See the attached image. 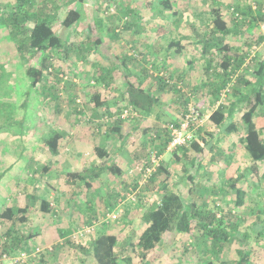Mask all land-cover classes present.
<instances>
[{
	"label": "rangeland",
	"instance_id": "rangeland-1",
	"mask_svg": "<svg viewBox=\"0 0 264 264\" xmlns=\"http://www.w3.org/2000/svg\"><path fill=\"white\" fill-rule=\"evenodd\" d=\"M13 1L0 0V65L2 69L4 68L0 73V93L7 99L6 102H13L6 108L14 110L15 114L18 112V102L23 100L22 95L16 91L21 85L19 78L23 75L22 72L26 66H24L25 61L14 48L13 42L7 36L6 29L1 25L4 22V16H6L3 12L10 10ZM29 1L31 9L39 16L56 15L53 23H55L58 33L68 43L73 45L76 42L77 47L74 50L80 48L81 41L85 38L86 44L83 43V46L91 47L86 50V53L91 54L85 56L72 51L66 57L65 53L59 51H42L27 61L28 65L43 67L47 74V82L43 83V86L29 89L30 80H27L23 88L20 89L24 93L29 89L33 116L39 117L43 122L38 129L33 131L31 128L26 129L23 136L21 135V140L18 136L13 135L4 140L1 133L2 142L8 140V143L5 154L3 155V151H0L2 163H6H0V215L6 207H24L33 203V209L28 213V221L17 222L16 225L19 235L31 238L27 241L29 243L26 248H19L14 253L5 251L6 243H8L6 232L10 224L0 218V264H11L15 260H17L15 264H24L25 261L30 260L39 262L41 258L53 264L70 263L71 261L74 264H81L82 260L90 258L86 254L87 252L81 250L82 248L78 245L83 244L89 247V243L97 235L115 231L117 227L121 226L126 230V237L116 247L120 264H145L146 262H150V264H204L208 257L213 259L215 264H234L238 258L237 250L246 246H241L238 238L231 239L225 245L220 256L221 260H215L211 253L210 242L203 239L202 236L168 231L163 235V243L158 251L146 254V251L138 244L140 234L146 226L142 217L143 208L145 207L147 211L153 203L159 202L162 194L168 189L182 194L188 201L196 198L200 209L215 211L219 217L224 218L227 224L236 225L240 237L247 232L250 235L247 247L252 249L250 260L254 264H264V240L257 237L255 232L256 223L260 222V225L264 227V176L254 177L250 170H246L251 157L242 141L246 124L241 122V118L239 119L241 114L236 117L239 123V132L224 136L219 147L206 150V153L201 156L202 159L198 158L203 163L201 172L198 171V160L193 165L190 162V158L197 155L191 145L187 146L185 152L183 149H177L172 152L165 150L162 154L158 153L162 143V138H159L158 134L166 132L170 124L177 122L180 125L186 118L184 114L185 109H189L188 104L189 106L194 105L200 110V128L202 133L206 134L209 142L210 139H213L209 133L216 132L215 125L209 119L208 105L205 103L199 105L201 99L208 98V94L205 92V88L208 86L194 88V86L198 87L196 82L200 77L199 81L209 79V75L204 72L202 65H199L201 60L197 58L194 51L203 52L201 38L204 37L203 35L209 37V33L213 29L211 24L213 0H171L172 9L165 8L162 0ZM221 1L229 7V12L232 15L230 7L241 2V0ZM241 3L245 6L248 5L245 0H242ZM127 7L132 12H124ZM70 8L79 9L82 12V18L72 27L66 28L62 24V20ZM253 11H255V15L253 14L247 20L251 22L246 21L245 24L240 25L235 21L242 27V33L240 26L233 25L236 28L233 31L234 34L232 36L229 34L226 37L229 42L242 50L259 54L258 59H260V57L264 58V0L259 2L258 8ZM259 12L260 14H258ZM97 14L106 20L99 19L96 17ZM108 15H113V17ZM125 15L130 17L129 25L133 24L134 27L139 28V31L134 32L131 27L120 28L118 29L120 37L115 38L114 42L110 37L115 34L112 32L117 24L115 21L124 20ZM108 17L114 20L109 21ZM198 29L200 36L197 35L194 38V31ZM255 29H258L257 37L252 36ZM183 35L188 38H182ZM198 37L200 40L196 39ZM99 38L107 47L111 46L120 52L138 56L137 59L132 60L134 62L130 66L132 71L129 76H126L129 73L124 65L122 71L117 72L115 68L119 66L111 64L104 58V55L101 54L100 57L98 55L100 60L96 57L98 45L94 40ZM173 40L190 43V46L182 52H178L176 47H170ZM147 44H152V46L146 47ZM153 46L155 47L153 48ZM215 51L217 50L214 49V53ZM203 55L207 56L204 53ZM217 57L219 58V55ZM216 58H213V61ZM136 60L140 63L138 66H135ZM96 61L97 63L100 61V67H103L106 73L110 72L111 68L114 79L113 87L110 90L118 93L124 92L125 85H128L129 82L136 83L147 79L145 87L154 99L151 108L153 113L148 116L139 112L134 118L125 121L127 126L134 127L135 125L136 128L126 142L117 134L106 135L105 132L93 138L94 125L90 126L89 124L92 125V123L89 121L93 120L97 123L96 125L100 127L101 131H107L112 122H106V116L119 115L122 106L124 107L128 103L127 99H120V94H117V99L120 100L118 104L114 105L112 112L100 115L98 113L100 110L97 111L93 107V94L98 88H103L105 85V81L99 80L100 71L97 69L100 67ZM18 63L22 65L17 67ZM147 67L149 74L144 76L142 69ZM250 68L251 66L248 65L244 74L240 73V69L235 72V79L233 78L238 80L240 77H246L251 80L250 87L243 91L245 94L261 87L259 78ZM215 69L217 67L213 66L210 70L211 74ZM64 74L69 77L74 76L77 84L71 81L66 82L65 89L62 87L57 92L58 87L63 85L61 77ZM212 76L218 79L216 75H211L210 78H213ZM95 77L98 79L95 80ZM160 77L174 88H158L157 81ZM92 81L95 83L93 84ZM111 83L110 81V85ZM77 86L79 88L78 95L75 91ZM223 90H221L222 94L229 93L226 91L227 88ZM112 92L110 91V95ZM56 93L58 98L55 97ZM72 98L81 101L83 114L79 117L73 109L76 104L71 101ZM185 99L188 101L186 108L184 106ZM55 104H61V110H57ZM261 112H264V108ZM18 114L17 117H21L23 113ZM144 116L150 118L146 119ZM16 124L19 123L16 122ZM24 124L26 128L36 125L32 122ZM137 124L139 125L136 126ZM55 130L64 134L60 151L57 154L46 146L44 140L52 136ZM18 132L20 133V131ZM196 139L200 140L198 133H196ZM232 140H235L234 144H231ZM16 141L27 147L23 154L25 160L22 157L17 159L13 153L20 150L14 148L13 144ZM74 145L83 148L84 154L80 157V166L93 167L94 169L102 167L104 161L113 163L116 160L114 157L117 151L125 150L124 147H126L128 150L126 158L117 161V163L121 165L129 163L132 165L131 171L125 172L127 178H120L121 175L116 176L114 173L103 171L99 177L91 178V188L85 186V182H81L79 186L68 185L65 178V171L68 169L66 162L74 163L72 155L75 153H71V148ZM94 146L102 149L105 147L111 155L108 158L100 156L99 150H96ZM154 153L158 154L159 163H163L167 172L163 171L161 176L155 179L149 178L141 186L135 199L130 198L128 196L130 188H136L143 180L141 167L150 163ZM212 157L215 160H212ZM10 159L17 162L15 166L8 165ZM89 160L90 162H88ZM88 164L89 166H87ZM260 166L261 172L264 173V160L261 161ZM45 167H49L48 170H45ZM188 174H191L195 181L188 178ZM242 175H244L243 178H237ZM215 188L218 189V192L222 191V195H218L216 198L211 194L212 191L216 194ZM192 190H196L197 194H194L195 191L192 194ZM238 196L242 199V203L237 202ZM214 198L215 200H212ZM44 199L49 201L48 211L42 208ZM90 208L99 213L96 221L101 220L109 211L113 210L119 213V217L111 223H99L95 227V232L87 238H73V232L78 227L87 224L86 221L89 219L86 217H88ZM66 224L70 225L72 233L62 236L59 229H66ZM38 247L41 248L40 252H36ZM24 252H27V257L23 256Z\"/></svg>",
	"mask_w": 264,
	"mask_h": 264
},
{
	"label": "trees",
	"instance_id": "trees-1",
	"mask_svg": "<svg viewBox=\"0 0 264 264\" xmlns=\"http://www.w3.org/2000/svg\"><path fill=\"white\" fill-rule=\"evenodd\" d=\"M257 3L263 1V0H256ZM162 4L167 9H172L173 4L171 3V0H162ZM237 2V1H236ZM242 2V0H241ZM237 2L235 5H232L230 8L235 7L236 11L239 12V16H236L233 13L234 18L239 22L240 25H243L246 23V21L249 19V17H252L253 14L255 15V11L251 8V6L247 5L245 6L243 3ZM29 0H14L12 6H10V10H4L3 13H5L6 16H4V22L3 27L6 29L7 36L10 38V40L13 42L14 48L19 52L20 57L25 61L24 66H26L22 72V76L19 78V82H21V85L18 86L17 91L19 94L22 95V101L18 102L17 110L18 112L14 114V110H9L7 105H10L13 102H6L7 99L3 96H1L0 93V151H3L2 154H5L6 147L8 140L5 142H2L1 140V133L3 134L4 140H6V137L9 138V136H18L19 140L22 139L21 135L23 136L26 129H30L33 131L34 129H38V127H41L43 122L39 117L33 116V110L31 109V101L29 99V89L36 88L42 85L43 83L47 82V74L46 71L42 68H38L34 65H28L27 63L28 59H31L32 57H36L40 52L42 51H59L61 53H65L66 57L70 55V53L77 52L76 47L72 45L71 43H68L67 40L58 33L57 27L55 23L56 15L50 14L46 15L45 17L39 16L37 12H35L33 9H31V4H29ZM215 4V3H214ZM5 8V7H4ZM132 12V10L127 7L124 12ZM211 13L213 15V19L211 20L212 24V30L211 33H209V37L203 35L204 37L201 38L203 42V53L206 55H212L214 52V49L218 51V53L221 52V55L219 56V63L220 68L222 69V73L218 72L217 69L213 72L211 75L220 76L221 79H219V84H217L216 91H212L213 94H219L221 93V90H223L226 86L229 85V94L230 96L228 99V104L223 105L221 104L211 115L210 120L213 122V124L216 127L215 133H209L213 137V139L207 138L206 134L202 133L201 128L199 127L197 129V132L195 131V137L193 141L189 145H183L177 149H183L184 152L187 150V146L191 145V148H193L197 155L190 158L191 164H196V160L198 158L202 159V154L206 153V150H210L215 147H219L220 141L224 136L227 134H233L235 132H239L238 129V122L233 120V116L236 110L238 108H242V115H241V122L245 123V129H244V135L242 137V141L244 144V147L246 151L249 153L251 159L250 164L245 169L248 171H251V175L254 177H263L264 173L261 172V161L264 160V112H261V110L264 108V61L261 62V66L256 72L257 78H259V81L261 83V87L258 89H255L251 93H242L243 97L239 99V94L241 93L240 86L241 81L244 79V77L241 79L238 78L235 82H233L232 78L235 75V72L240 70V67L242 66L248 52L245 50H242L238 46L234 45L233 43L229 42L228 39H226L227 35L230 34V28L229 24L224 18L222 5L220 6V3L216 6H214L211 10ZM113 17V15H108ZM99 19L104 18L101 17L99 14L97 16ZM125 19H120L118 21H115L117 24L113 28V31L116 36H111V40L115 42V38L120 37V32H118V29L120 28H129L131 27L133 31L137 32L139 31V28L134 27L133 24L129 25L131 20L130 17L125 15ZM82 18V12L79 9L70 8L67 10V14L62 20L63 26L66 28L72 27L76 22H78ZM106 20V18H104ZM109 21H113L112 18L108 17ZM132 19V18H131ZM255 19V18H254ZM252 20V19H250ZM251 22V21H247ZM2 27V26H1ZM98 46V53L101 55H104V58L109 60L111 64H114V66H119L118 68H115V71H122L123 65L128 70L129 74H126V76L130 75V69L131 64L134 62L132 60L137 59V55H132L128 52H117L116 50H113L111 47H107L103 45V40L99 38L96 43ZM190 46V43H182L179 41H171L170 47H176L178 49V52H182L184 49L188 48ZM72 47V48H71ZM82 45L80 46V48ZM78 53L81 54V50L78 49ZM219 55V54H217ZM48 60V59H47ZM211 64L207 68V72L209 69L211 70V65L213 58L210 59ZM19 64V63H18ZM23 64V62H22ZM16 65L19 67L20 65ZM96 64L100 67V61ZM119 64V65H118ZM140 63H138V60L135 61V66H138ZM133 65V64H132ZM44 67L46 65L44 64ZM211 67V68H210ZM2 69V66L0 65V73ZM100 74H98L99 80H103L108 84L109 89H112V86L110 85V81L112 82L113 72L106 73L103 70V67H100L99 69ZM143 75L147 76L149 73V69L143 68ZM89 74V72H87ZM208 75V74H207ZM98 77H95V80L98 79ZM74 76H71L68 80H63V77H61V82L63 85L58 87V91L62 89V87L66 86V82H72L74 84H77L74 80ZM18 80V79H17ZM27 80L29 81V89L26 93L22 92L20 89L23 88V86L26 84ZM60 80V78H59ZM246 81L248 82L246 84ZM142 82V81H141ZM94 84L95 81H92ZM157 83L158 88L163 87H169L174 88V86H171L169 82H165L163 78H158ZM208 86V84L206 83ZM245 85L250 87L251 80L245 79ZM43 86V85H42ZM45 87V86H44ZM126 91L121 92V98L120 99H127L128 103L122 108V112L127 107H132L137 113L142 112V114L151 115L153 113V110L151 108L154 104V99L151 97L148 89L143 87V85L140 82H129L128 85H125ZM196 89V86H194ZM193 88V89H194ZM65 89V87H64ZM176 89V88H175ZM194 89V90H195ZM78 86L75 87L76 94L78 95ZM44 92V91H43ZM16 94V93H15ZM25 94V95H24ZM231 94H235V96H238V99L236 98L233 100L231 98ZM24 95V96H23ZM76 95V97H77ZM56 98H58V95L56 93ZM78 98V97H77ZM77 98H72L71 101L75 103L76 105L73 107L74 111L79 115L83 114V111L81 110V103L77 101ZM79 100V99H78ZM93 100V107L95 109L100 110L101 113L106 112H112V109H110V106L107 105V99L104 98L102 100V96L100 93H96L92 97ZM247 102L245 105H242L241 103ZM80 103V105H79ZM106 104V105H105ZM188 101L185 99V108L187 107ZM198 104V103H197ZM203 105L202 101H199V105ZM12 105V104H11ZM27 106V107H26ZM77 106V107H76ZM241 106V107H240ZM30 107V108H29ZM55 107L57 110H61V104H55ZM25 108H27V111H25ZM189 108V104H188ZM228 110V112H227ZM188 109H185V114H188ZM22 112L21 117H17V114ZM97 113V114H98ZM19 115V114H18ZM117 115V114H115ZM113 116V115H112ZM127 121V120H126ZM18 122L19 124H16ZM25 122L29 123H36V125H32L29 128L25 127ZM90 126L94 129L92 130L93 138H95L96 135H102L105 134L108 135L111 134H117L119 137L124 139V142H126L127 138L131 137V135L134 133V130L136 129L134 127H129L125 123V120H121L118 118L116 121L112 122L108 126L107 131H101L100 127H98L93 120L89 121ZM175 125H179V123L175 122ZM174 124V123H173ZM19 125V126H17ZM166 130V129H165ZM4 133H3V132ZM20 131V133L18 132ZM164 132V131H163ZM12 133V134H10ZM196 133H198L200 140L196 139ZM10 134V135H9ZM44 134V133H42ZM164 136V137H163ZM64 137V134L61 131L55 130L52 136H49L47 139L45 138V144L46 146L53 152V153H59L61 148V142ZM159 138H162L161 146H159V154H162L167 149L168 144L171 140V135L169 130H166V132L159 133ZM42 138V137H41ZM43 139V138H42ZM215 139V140H214ZM14 148L20 149L19 151H14L13 153L17 156V159H20L21 157L25 160L26 158L23 157V154L25 152V149H27L26 145H23V143L15 142ZM18 145V146H17ZM96 150H99V155L108 158L110 156L109 151L104 147V149L99 148L97 146H94ZM2 149V150H1ZM177 154V153H176ZM2 156H0V163H2ZM212 160H215L214 157H212ZM9 166H15L16 161L14 162L12 159L9 161ZM109 161H104V165L102 167H97V169H94L93 167H84L82 170H74V171H66L65 172V178L66 183L71 186H79L81 182H85V186L88 188L92 187V182L90 181L91 178H96L100 176V173L103 171H108L111 173H114L116 176H120L123 174L122 168H120L117 164L109 163ZM6 164V163H2ZM202 161L198 160V171L201 172V166ZM200 167V168H199ZM49 167H45V170H48ZM94 169V170H93ZM163 171L167 172L166 168L164 167L163 163L160 164V166L157 168V170L152 174L151 178L155 179L163 173ZM187 173V171H186ZM93 174V175H91ZM245 175V174H244ZM244 175L241 177H237L238 179L243 178ZM196 176V175H195ZM246 177V176H245ZM150 178V179H151ZM188 178L195 181L194 177L191 174H188ZM197 178V177H196ZM198 185V184H197ZM233 185V184H232ZM231 185V186H232ZM197 188V187H196ZM193 191V190H192ZM195 191V193H194ZM192 194H197L196 190H194ZM216 191H212L211 194L216 196L222 195V191L218 192V189L215 188ZM239 192V191H238ZM35 198L34 196H32ZM212 199V200H215ZM238 203H242V199L238 196L237 197ZM240 198V199H239ZM36 199V198H35ZM89 207V206H88ZM42 208L43 210L48 211L49 209V201L43 200L42 201ZM33 209V203L32 205L27 204L24 207H6L1 215L0 218L4 221H7L10 226L7 229L6 236L8 238L7 250L8 252H15L19 248H26L28 246L27 241L31 237H25L23 235H19L18 229L16 227L17 222H27L28 221V213ZM143 214L142 217L145 220L146 226L143 229V231L140 234L139 242L138 244L146 251V254H149L152 251H158V248L163 243V235L168 232H177L179 234H191L195 236H202L203 239H206L211 244V253L214 259L219 260L221 253L224 250V247L226 244L229 243V241L233 238H238V241L241 246H245V248H239L237 250L238 252V258L235 260L234 264H254L250 260V256L252 254V249L250 247H247L248 245V239L250 238V235L246 232L242 237H240L239 232L236 229V225L233 224H227L223 217H219L218 213L215 211H212L210 209H200L198 206V203L196 201V198L192 199L191 201L186 200L182 194H179L178 192L174 191L173 189H168L166 192L162 194L161 200L159 202L153 203L150 207H148L147 211L145 207L143 208ZM98 211L93 210L90 208L88 210V221H86L87 224L92 223L95 219L98 218ZM197 231V232H196ZM61 235H69L71 234V229L67 230L66 232H62L60 230ZM255 232L257 237L264 240V227L260 225V222L256 223ZM198 233V234H197ZM126 237V230L123 229V226L120 228L117 227L115 231H111L109 233H101L93 238L92 242L89 244V247L85 245H80L79 247L82 248L83 251H90L92 257L96 261L97 264H120L119 257L116 252V247L120 242H123ZM90 250H89V249ZM221 260V259H220ZM145 264H150V262H146ZM204 264H215L213 259L209 258L205 261ZM226 264V263H223Z\"/></svg>",
	"mask_w": 264,
	"mask_h": 264
},
{
	"label": "crops",
	"instance_id": "crops-1",
	"mask_svg": "<svg viewBox=\"0 0 264 264\" xmlns=\"http://www.w3.org/2000/svg\"><path fill=\"white\" fill-rule=\"evenodd\" d=\"M215 3V4H214ZM220 3V6L222 5V9H223V14H224V18L226 19V21L228 22V24H229V28H230V34H231V36H232V34H234V30H236V28H234V26H240L237 22V20L234 18V16L229 12V7L226 5H224L223 4V2L221 1V0H213V2H212V7H211V10H212V8L214 7V6H216V5H218ZM258 14H260V12L258 13ZM230 15V16H229ZM231 16H233V18H231ZM235 21H237V22H235ZM184 22H186V21H184ZM234 25V26H233ZM163 28V26L161 27V29ZM256 28V27H255ZM240 29H241V33L243 32L242 31V27L240 26ZM256 31H255V33L252 35V36H258V35H256V33L258 32V29H255ZM245 31L247 32V30L245 29ZM194 33H195V35H193V37L195 38V36H200V34H199V29L198 30H196V31H194ZM251 35V34H250ZM185 35H183L182 36V38H188V37H184ZM260 36H262V35H260ZM111 38V37H110ZM231 38H233V37H231ZM86 39H87V37H86ZM196 39H199V37L198 38H196ZM228 39V38H227ZM263 39V38H262ZM200 40V39H199ZM95 41V43H97V40H94ZM111 41V40H110ZM198 41V40H197ZM229 41V40H228ZM86 44V41H85V38H83L82 39V41H81V45H82V47L81 48H78V49H80L81 50V55H85V56H88V55H90L91 53H86V50H89V49H91V47H89V46H87L86 45V47H84L83 45L84 44ZM76 44V42L75 43H73V45L76 47L77 45H75ZM152 46V44H147L146 45V47L147 46ZM111 47V46H110ZM155 46H153V48H154ZM113 50H116L117 52H120V51H118L117 49H115L114 47H111ZM78 49L76 50L77 52H78ZM148 49V48H147ZM90 52H92L91 50H90ZM99 52V51H98ZM121 53V52H120ZM194 54H196L197 55V58H199L201 61L199 62V65H202V67H203V70H204V72L206 73V74H208L209 75V79H207V80H204V81H199L200 79H201V77L197 80V82H196V85L198 84V87H196V88H201L203 85H206V83L208 84V87L207 88H205V92L208 94V98H205V99H201V101H202V103L204 104H207L208 106V108L210 109V112H209V116L221 105V104H225V105H227L228 104V97L230 96V94L228 93H225V94H222V93H219V94H213V93H211L212 91H216V87H217V84H219V79H221L220 78V76H217V78L218 79H215V77L214 76H212L213 78H210V74H211V72H210V69H209V71L207 72V68L209 67V65L211 64V61H210V59L211 58H216V56H217V54H219V56L221 55V52L220 53H218V51H215V53L213 52V54L212 55H207V56H205V55H203V52L201 53V52H198V51H194ZM98 55H99V57H100V54L99 53H97V58H98ZM259 54H252V53H248L247 54V56H246V58H245V60H244V62H243V64H242V66L240 67V73H242V74H244V72L247 70V66L248 65H250L251 66V70L254 72V73H256L257 72V70L259 69V67L261 66V62H263L264 61V58H262V57H260V59H258V56ZM99 59V58H98ZM100 60V59H99ZM192 60V59H191ZM187 63H188V61H187ZM218 64H220L219 63V59L218 58H216V60H214V61H212V65H211V67H213V66H216L217 67V71L218 72H220V73H222V69L220 68V66L218 65ZM119 65V64H118ZM210 67V68H211ZM212 69V68H211ZM133 70L136 72V70L133 68ZM97 71V70H96ZM130 71H132V68L130 69ZM239 71V70H238ZM237 71V72H238ZM138 72H140V71H138ZM100 74V73H99ZM233 78H234V76H233ZM232 78V79H233ZM243 77H241V79H242ZM113 77H112V83H111V86L113 87ZM235 79V78H234ZM232 80L233 82H235L236 80ZM245 79H247L246 77H244V79H242V81H241V88H240V90H241V93L239 94V99H241L243 96V94L242 93H244L243 91H244V89H247V86L245 85ZM147 80V79H146ZM146 80L145 81H140V83L143 85V87H145V84H146ZM248 80H250L249 78H248ZM248 82L246 81V84H247ZM146 88V87H145ZM225 88H227V90L228 89H230V87H229V85L228 86H226ZM225 88H224V90H225ZM248 88H249V86H248ZM103 89V90H102ZM147 89V88H146ZM223 90V91H224ZM226 90V91H227ZM103 91V92H102ZM107 91V92H106ZM110 91H113L112 92V94L110 95ZM126 91V88H125V90H124V92ZM229 92V91H228ZM96 93H100L101 94V96H102V100L104 99V98H106L107 99V105L108 106H110V109H113V107H114V105H116V104H118L119 102V100L117 99V94H120L119 96H121V93H118L117 91H114V90H110L109 88H108V84H106V82H105V85H103V88H98L96 91H95V93L93 94V95H95ZM231 98L233 99V100H235L236 98L238 99V96H235V94H231ZM200 101V102H201ZM247 102H244V103H241L242 105H245ZM106 105V104H105ZM241 107V106H240ZM242 108H238V110H236L235 111V113H234V116L232 117L233 118V120L234 121H238V119H236V117L239 115V114H241L242 115V110H241ZM227 112H228V110H227ZM149 116V115H148ZM146 116H144V118H145ZM147 118H150V117H146V119ZM241 117H239V119H240ZM139 124H137L136 126H138ZM135 126V125H134ZM144 131V130H143ZM237 132H235V133H233V134H236ZM233 134H227V135H233ZM132 136V135H131ZM214 138V137H213ZM235 143V140H232L231 141V144H234ZM123 146V145H122ZM125 148V150H120V152H119V150L117 151V153H116V155H115V163L113 162L112 164H117L120 168H122V170H123V174L121 175V177L120 178H122V177H125V178H127V174L125 175V172L127 171V170H130L131 171V167H132V165H130L129 163L128 164H125V165H121V164H119V163H117V161H120L121 159H123V158H126V154H127V152H128V150H126V147H124ZM75 154H74V153ZM71 153L72 154H74V155H72L73 157H72V159L74 160V163H72L71 161H68V163L66 162V164H67V166H66V168L68 167V169L66 170V171H74V170H82L84 167L83 166H80V163H79V161H80V157H82L83 156V154H84V152H83V148H81L79 145H74L73 146V148H71ZM111 155V154H110ZM119 159V160H118ZM71 160V159H70ZM114 160V159H113ZM88 162H90V160L88 161ZM109 162H111V161H109ZM87 166H89V164L87 165ZM65 171V172H66ZM129 178V177H128ZM87 218V217H86ZM70 225H68V224H66V229H59V233L61 234V232H60V230H62V232H66L68 229L70 230L71 228L69 227ZM69 227V228H68ZM71 232H72V230H71ZM91 243V242H90ZM89 243V244H90ZM78 246H80V245H78ZM80 249V248H79ZM89 249V248H88ZM82 250V249H81ZM90 250V249H89ZM84 252H87L86 254L88 255V257L90 258V259H84V260H82V262H81V264H97L96 263V261L94 260V258L92 257V255H91V252L89 251L88 252V250L87 251H84ZM90 260H92L93 262H88V261H90ZM26 262V261H25ZM24 262V264H53V263H51L50 261H47L46 259H43V258H41V260L38 262V261H35V260H30V261H27L26 263ZM72 262V261H71ZM69 263V262H66V263H62L61 262V264H74L73 262L72 263ZM7 264H10V263H7Z\"/></svg>",
	"mask_w": 264,
	"mask_h": 264
},
{
	"label": "built area",
	"instance_id": "built-area-1",
	"mask_svg": "<svg viewBox=\"0 0 264 264\" xmlns=\"http://www.w3.org/2000/svg\"><path fill=\"white\" fill-rule=\"evenodd\" d=\"M246 3L251 6L253 10H256L258 8V3L256 0H245ZM232 13H234L236 16H239V12L236 11L235 7L231 8ZM63 80L70 79L69 75H62ZM75 81V79H74ZM77 82V81H75ZM229 91V89L227 90ZM81 102L80 100H78ZM188 114L186 115L185 120L180 125L170 124L168 125V130L171 135L170 143L167 146V151H174L176 148L183 146V145H189L194 137H195V131L200 127V110L194 106L190 105L188 109ZM137 115V112L130 106L125 108L119 115H115L113 117L106 116L105 121L106 122H114L118 118L121 120H129L131 118H134ZM159 157L158 154L154 153L151 157V161L148 165H144L143 168L141 167V171H143V180L139 182V186L130 188V191L128 193V196L130 198L135 199L136 194L138 193L141 186H143L149 178H151L152 174L157 170V168L160 166L159 163ZM119 217V213L116 210L109 211L101 220L96 221L94 220L90 224H84L83 226H80L77 228L76 231L73 232L72 237L73 238H87L88 236L92 235L95 232V227L99 225V223H111L117 220ZM41 248H37L36 252H40ZM24 257H27V252L22 253ZM22 256V258H23ZM7 257V256H6ZM19 260V259H18ZM17 260L12 261L11 264H15Z\"/></svg>",
	"mask_w": 264,
	"mask_h": 264
}]
</instances>
